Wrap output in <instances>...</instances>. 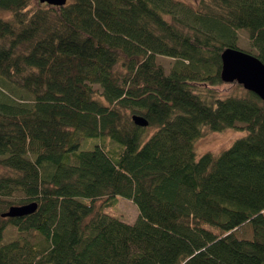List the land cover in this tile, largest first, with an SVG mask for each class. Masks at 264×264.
Segmentation results:
<instances>
[{
	"label": "trees",
	"instance_id": "trees-1",
	"mask_svg": "<svg viewBox=\"0 0 264 264\" xmlns=\"http://www.w3.org/2000/svg\"><path fill=\"white\" fill-rule=\"evenodd\" d=\"M0 10V264H264V102L221 77L228 48L264 63V0ZM231 128L247 135L197 158ZM118 196L134 223L99 208Z\"/></svg>",
	"mask_w": 264,
	"mask_h": 264
},
{
	"label": "water",
	"instance_id": "water-1",
	"mask_svg": "<svg viewBox=\"0 0 264 264\" xmlns=\"http://www.w3.org/2000/svg\"><path fill=\"white\" fill-rule=\"evenodd\" d=\"M49 5L63 6L68 0H40ZM222 80L228 83L238 82L249 91L256 93L264 102V63L255 55L245 51L228 48L222 54ZM133 119L140 126H147L146 118L134 115ZM37 202L11 206L3 217H22L34 213Z\"/></svg>",
	"mask_w": 264,
	"mask_h": 264
},
{
	"label": "rangeland",
	"instance_id": "rangeland-1",
	"mask_svg": "<svg viewBox=\"0 0 264 264\" xmlns=\"http://www.w3.org/2000/svg\"><path fill=\"white\" fill-rule=\"evenodd\" d=\"M182 1L187 2V0ZM0 13H4L9 17L11 16L10 13L3 10H0ZM240 36L241 47H243L245 50L255 52L253 50L254 48L251 45L249 36L246 33H240ZM160 61L165 65L166 68H170L171 64L173 63V59L167 57L160 58ZM239 92H242V90L240 89ZM152 132L153 129H150L149 133ZM245 135H247V131L232 128L222 131H210L208 129H205L204 135L195 141V151L197 154V158L199 159L202 155L208 152L219 154L222 151L228 149L238 138H241ZM5 171L6 169L0 166V174ZM102 201L103 200H99L97 202V205H99ZM99 208L102 211L117 216L128 223H134L140 215V209L138 205L130 199L124 198L122 196H118L113 201L102 202L99 205Z\"/></svg>",
	"mask_w": 264,
	"mask_h": 264
}]
</instances>
